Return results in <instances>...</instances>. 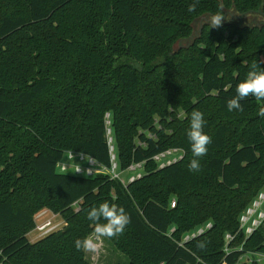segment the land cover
I'll return each mask as SVG.
<instances>
[{"label":"trees","instance_id":"trees-1","mask_svg":"<svg viewBox=\"0 0 264 264\" xmlns=\"http://www.w3.org/2000/svg\"><path fill=\"white\" fill-rule=\"evenodd\" d=\"M229 10L264 15V0H0V264H93L74 241L93 233L87 212L102 202L130 217L110 239L126 261L106 264H236L264 253V222L224 250L264 186V100L227 110L251 65L264 67V25L205 24L194 36L199 18ZM195 111L211 143L192 172ZM107 113L120 170L145 162L128 186L57 168L69 150L111 165ZM171 147L185 157L159 168L153 156ZM44 208L64 225L32 241Z\"/></svg>","mask_w":264,"mask_h":264},{"label":"built area","instance_id":"built-area-1","mask_svg":"<svg viewBox=\"0 0 264 264\" xmlns=\"http://www.w3.org/2000/svg\"><path fill=\"white\" fill-rule=\"evenodd\" d=\"M107 124V136L110 148L111 156V165L107 166L99 162L93 156L88 155L84 152L69 150L65 153L63 159H61L57 168L60 172L64 173H73L76 175L93 177L99 174L109 175L111 179H116L121 181L125 186H128L131 182L141 178L144 172V161L133 162L125 170H120L119 165L116 160L115 146L112 136L111 129V120L110 113H107L106 116ZM185 157V150L179 147H171L162 152H159L153 156V160L157 162L159 168L166 167L168 165L177 163ZM77 169L79 171L77 172ZM176 204L175 200L172 202V207ZM58 213L53 212L49 208H44L40 210L35 215V227L32 230L34 235H32L31 240L34 241L38 238H41L48 233L58 230L64 225V221L57 219ZM264 222V186L258 195L253 199L249 206L241 213L239 218V228L237 233H227L226 234V243L224 250L226 253H230L234 250V247L231 246L232 242L235 240L238 233H242L245 239H248ZM212 226V223L209 222L197 230L192 231L185 235L184 239H192ZM237 250H244V243H241ZM253 255H257L258 259H255ZM261 262L264 260V253L261 252H244L240 256L236 264H242L244 262L251 263L253 261ZM222 264H227L226 262Z\"/></svg>","mask_w":264,"mask_h":264},{"label":"clouds","instance_id":"clouds-1","mask_svg":"<svg viewBox=\"0 0 264 264\" xmlns=\"http://www.w3.org/2000/svg\"><path fill=\"white\" fill-rule=\"evenodd\" d=\"M194 10L195 3L190 4L189 11ZM223 19L224 14L216 13L211 16L209 23L211 27H218ZM248 97H254L257 101L264 100V67L255 63L251 65L245 78L237 84L236 95L227 101V110L229 112L242 110L241 101ZM259 115L264 116V107H261ZM205 125L206 120L202 112L195 111L191 114L187 137L194 157L188 165L189 171L192 172L201 169L199 158L207 154L208 145L211 143V137L204 130ZM87 220L94 226L93 233L74 241L75 248L85 253L95 252L101 238L111 239L123 234L130 222V217L124 207L115 203L102 202L90 208L87 212Z\"/></svg>","mask_w":264,"mask_h":264},{"label":"rangeland","instance_id":"rangeland-1","mask_svg":"<svg viewBox=\"0 0 264 264\" xmlns=\"http://www.w3.org/2000/svg\"><path fill=\"white\" fill-rule=\"evenodd\" d=\"M210 18L211 15H205L195 22L194 36L199 33L203 25L210 24ZM225 22H233L241 25H264V15L261 12L239 14L235 10H229L222 21V23ZM192 39H194V37L190 38L189 40H181L176 45V49L187 46ZM261 107H264V103H262ZM261 107H258V112L260 111ZM180 116H184V113L180 112ZM57 219L62 221L60 215H58ZM27 234L32 237L34 232L30 230ZM86 255L87 259L93 264L118 263L126 261V256L124 253L120 251L109 238H101L98 242L97 250L95 252H88ZM253 256L255 259H258L257 255ZM261 263L264 264V260H262Z\"/></svg>","mask_w":264,"mask_h":264}]
</instances>
